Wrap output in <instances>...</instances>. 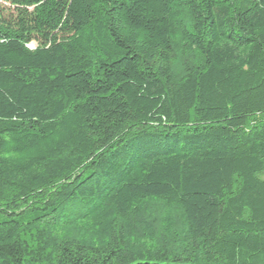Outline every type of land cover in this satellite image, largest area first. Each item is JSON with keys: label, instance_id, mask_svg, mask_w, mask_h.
I'll return each instance as SVG.
<instances>
[{"label": "trees", "instance_id": "trees-1", "mask_svg": "<svg viewBox=\"0 0 264 264\" xmlns=\"http://www.w3.org/2000/svg\"><path fill=\"white\" fill-rule=\"evenodd\" d=\"M0 264H264V0H0Z\"/></svg>", "mask_w": 264, "mask_h": 264}, {"label": "clouds", "instance_id": "clouds-1", "mask_svg": "<svg viewBox=\"0 0 264 264\" xmlns=\"http://www.w3.org/2000/svg\"><path fill=\"white\" fill-rule=\"evenodd\" d=\"M176 20H182L186 25H192L195 23L191 13L187 9H181L180 15L176 17ZM177 32L172 37L174 41L173 52L170 64L171 74L177 79L188 75L189 70L194 69L198 64L202 63V57L195 48H186L188 43L184 36V29L177 24ZM179 45V47H176Z\"/></svg>", "mask_w": 264, "mask_h": 264}, {"label": "rangeland", "instance_id": "rangeland-1", "mask_svg": "<svg viewBox=\"0 0 264 264\" xmlns=\"http://www.w3.org/2000/svg\"><path fill=\"white\" fill-rule=\"evenodd\" d=\"M31 47H34V45H31Z\"/></svg>", "mask_w": 264, "mask_h": 264}]
</instances>
